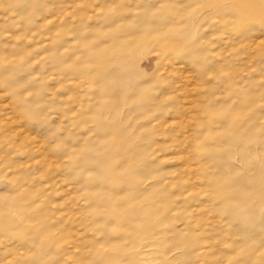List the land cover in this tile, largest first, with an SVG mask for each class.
<instances>
[{
  "label": "rangeland",
  "instance_id": "374dc122",
  "mask_svg": "<svg viewBox=\"0 0 264 264\" xmlns=\"http://www.w3.org/2000/svg\"><path fill=\"white\" fill-rule=\"evenodd\" d=\"M0 264H264V0H0Z\"/></svg>",
  "mask_w": 264,
  "mask_h": 264
}]
</instances>
